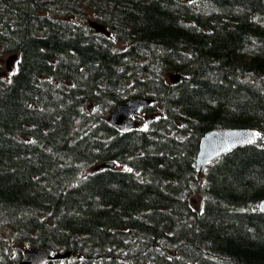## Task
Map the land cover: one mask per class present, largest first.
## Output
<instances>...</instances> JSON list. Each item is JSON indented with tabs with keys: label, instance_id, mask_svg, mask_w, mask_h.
Returning a JSON list of instances; mask_svg holds the SVG:
<instances>
[{
	"label": "trees",
	"instance_id": "obj_1",
	"mask_svg": "<svg viewBox=\"0 0 264 264\" xmlns=\"http://www.w3.org/2000/svg\"><path fill=\"white\" fill-rule=\"evenodd\" d=\"M6 53L0 264L13 242L79 253L46 264H264V0H0ZM233 126L259 135L197 172L203 133Z\"/></svg>",
	"mask_w": 264,
	"mask_h": 264
},
{
	"label": "water",
	"instance_id": "obj_2",
	"mask_svg": "<svg viewBox=\"0 0 264 264\" xmlns=\"http://www.w3.org/2000/svg\"><path fill=\"white\" fill-rule=\"evenodd\" d=\"M88 24L93 27L95 31L109 33L105 25L95 19H89ZM15 57L16 54L10 55L7 62L12 61ZM9 68L13 69V65H10ZM185 77V75L180 73H174L171 79L174 82H179ZM152 100L153 98L148 96L131 97L114 107L108 114V120L119 129L128 130L136 123L133 116L134 113ZM256 134H259L257 129L244 126L214 127L206 130L199 140L196 155V171L199 173L203 172L208 162L232 148L252 141L258 136ZM104 165L112 166L113 163L106 162L95 166V168ZM257 207L259 210L264 211V198L258 202ZM78 257L79 253L74 250L53 252L46 247L29 246L22 251L19 261L13 264H46L48 261L64 258L76 259Z\"/></svg>",
	"mask_w": 264,
	"mask_h": 264
},
{
	"label": "rangeland",
	"instance_id": "obj_3",
	"mask_svg": "<svg viewBox=\"0 0 264 264\" xmlns=\"http://www.w3.org/2000/svg\"><path fill=\"white\" fill-rule=\"evenodd\" d=\"M86 14H89V12L87 11ZM88 18L89 17H86L85 15H81L80 17H78V19L81 22H83V23H88ZM8 55H9V53L4 54L3 58L0 60V62H1L0 75L3 76V77H7V78H9L10 73L12 71V70H10L9 65H14L15 61H16L14 59V60H12L10 62H7ZM201 199L202 198H201V196L199 194H194L193 195L192 202H193L195 207H197V208L200 207V205L202 203ZM25 248H26V246L22 242H13L11 244V253L14 255L17 252L18 249L23 251Z\"/></svg>",
	"mask_w": 264,
	"mask_h": 264
},
{
	"label": "snow or ice",
	"instance_id": "obj_4",
	"mask_svg": "<svg viewBox=\"0 0 264 264\" xmlns=\"http://www.w3.org/2000/svg\"><path fill=\"white\" fill-rule=\"evenodd\" d=\"M256 135H259V134H256ZM249 142H251V141H249ZM128 171H131V169H128Z\"/></svg>",
	"mask_w": 264,
	"mask_h": 264
},
{
	"label": "bare ground",
	"instance_id": "obj_5",
	"mask_svg": "<svg viewBox=\"0 0 264 264\" xmlns=\"http://www.w3.org/2000/svg\"><path fill=\"white\" fill-rule=\"evenodd\" d=\"M138 112V111H137ZM78 260V259H77Z\"/></svg>",
	"mask_w": 264,
	"mask_h": 264
}]
</instances>
